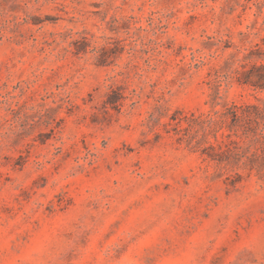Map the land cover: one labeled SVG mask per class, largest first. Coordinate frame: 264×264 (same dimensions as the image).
<instances>
[{
    "label": "rangeland",
    "instance_id": "obj_1",
    "mask_svg": "<svg viewBox=\"0 0 264 264\" xmlns=\"http://www.w3.org/2000/svg\"><path fill=\"white\" fill-rule=\"evenodd\" d=\"M263 38L264 0H0V264H264V170L167 125L264 106L223 80Z\"/></svg>",
    "mask_w": 264,
    "mask_h": 264
},
{
    "label": "trees",
    "instance_id": "obj_2",
    "mask_svg": "<svg viewBox=\"0 0 264 264\" xmlns=\"http://www.w3.org/2000/svg\"><path fill=\"white\" fill-rule=\"evenodd\" d=\"M75 51L78 53L79 47L75 46ZM232 58L235 59L228 66L230 70L224 73L223 80L234 79L239 85L264 90V48L256 43L242 52L239 58L236 54ZM234 64L237 66L232 69ZM106 97L122 95L117 87H110ZM218 98L211 97V110L206 113L176 111L167 125L173 130L176 139L185 142L190 148H199L207 143L200 153L218 165L263 171L264 106L231 102L222 110H217L214 107L218 104ZM113 102L109 101L110 104ZM209 138L214 142L211 143Z\"/></svg>",
    "mask_w": 264,
    "mask_h": 264
}]
</instances>
